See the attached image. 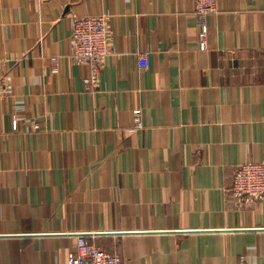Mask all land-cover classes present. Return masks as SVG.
Listing matches in <instances>:
<instances>
[{
	"label": "crops",
	"instance_id": "0c3cea01",
	"mask_svg": "<svg viewBox=\"0 0 264 264\" xmlns=\"http://www.w3.org/2000/svg\"><path fill=\"white\" fill-rule=\"evenodd\" d=\"M194 6L0 0V264H70L79 235L124 264H264V203L231 193L264 161V0H218L205 50ZM101 14L90 89L73 18Z\"/></svg>",
	"mask_w": 264,
	"mask_h": 264
},
{
	"label": "built area",
	"instance_id": "2783aa9c",
	"mask_svg": "<svg viewBox=\"0 0 264 264\" xmlns=\"http://www.w3.org/2000/svg\"><path fill=\"white\" fill-rule=\"evenodd\" d=\"M195 14L200 25V49L208 47L207 17L218 11V0H195ZM71 59L79 65H87L89 74L84 79L90 89L99 86L100 74L108 55L112 53L113 29L111 17L101 15H75L71 33ZM138 66L145 69L150 65V52L137 51ZM5 81L0 79L3 89ZM137 126L142 125V109L133 110ZM18 128L17 120L13 123ZM231 193L238 201L264 203V161L239 165L233 178ZM70 264H124L123 257L90 240L85 235L77 237V249ZM241 264H245L242 260Z\"/></svg>",
	"mask_w": 264,
	"mask_h": 264
}]
</instances>
